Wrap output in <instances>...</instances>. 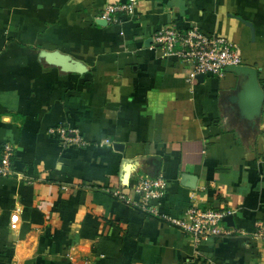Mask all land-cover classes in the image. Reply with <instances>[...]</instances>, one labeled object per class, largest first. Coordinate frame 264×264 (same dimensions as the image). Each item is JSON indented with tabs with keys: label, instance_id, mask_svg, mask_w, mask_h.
Returning a JSON list of instances; mask_svg holds the SVG:
<instances>
[{
	"label": "crops",
	"instance_id": "crops-1",
	"mask_svg": "<svg viewBox=\"0 0 264 264\" xmlns=\"http://www.w3.org/2000/svg\"><path fill=\"white\" fill-rule=\"evenodd\" d=\"M126 1L0 0V264H264V0H136L99 22ZM168 24L229 39L241 63L189 83L153 40ZM146 175L167 182L159 212L233 224L195 243L136 204Z\"/></svg>",
	"mask_w": 264,
	"mask_h": 264
},
{
	"label": "built area",
	"instance_id": "built-area-1",
	"mask_svg": "<svg viewBox=\"0 0 264 264\" xmlns=\"http://www.w3.org/2000/svg\"><path fill=\"white\" fill-rule=\"evenodd\" d=\"M136 0H127L123 3L106 4L98 17L107 22H118L119 12H128L133 9ZM153 40L162 50L163 55H174L186 65V79L193 83L206 75L223 76L228 70L242 61L239 47L236 43L214 32H207L196 24L179 27L168 24L159 28L153 35ZM50 133L64 143L87 145L85 137L76 127L58 125L50 128ZM104 139L103 142H109ZM14 148L9 143L3 146L0 156V175L13 174L12 155ZM167 185L162 177L143 176L136 184V191L140 199L135 201L138 206L154 214H160L165 219L180 227L193 237L195 243L209 237L226 234L224 216L226 211L212 207H203L193 204L186 208L182 215H171L159 212L150 200L159 197ZM18 216H12L13 225ZM254 236L264 238V221L257 223Z\"/></svg>",
	"mask_w": 264,
	"mask_h": 264
},
{
	"label": "water",
	"instance_id": "water-1",
	"mask_svg": "<svg viewBox=\"0 0 264 264\" xmlns=\"http://www.w3.org/2000/svg\"><path fill=\"white\" fill-rule=\"evenodd\" d=\"M101 24H105L107 23V21L105 20H100L99 21ZM129 174H126V179L128 180ZM126 180V181H127ZM224 220L228 222V224H233V214L232 213H228L224 216Z\"/></svg>",
	"mask_w": 264,
	"mask_h": 264
}]
</instances>
